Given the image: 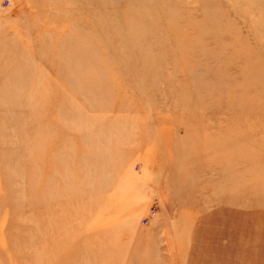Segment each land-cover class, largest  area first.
I'll use <instances>...</instances> for the list:
<instances>
[{
  "label": "rangeland",
  "instance_id": "obj_1",
  "mask_svg": "<svg viewBox=\"0 0 264 264\" xmlns=\"http://www.w3.org/2000/svg\"><path fill=\"white\" fill-rule=\"evenodd\" d=\"M4 7L0 264H264V0Z\"/></svg>",
  "mask_w": 264,
  "mask_h": 264
},
{
  "label": "built area",
  "instance_id": "obj_2",
  "mask_svg": "<svg viewBox=\"0 0 264 264\" xmlns=\"http://www.w3.org/2000/svg\"><path fill=\"white\" fill-rule=\"evenodd\" d=\"M4 1H5V0H3V1L0 2V9H2V8L4 7ZM7 1H8V0H7ZM151 214H152V213H151Z\"/></svg>",
  "mask_w": 264,
  "mask_h": 264
},
{
  "label": "bare ground",
  "instance_id": "obj_3",
  "mask_svg": "<svg viewBox=\"0 0 264 264\" xmlns=\"http://www.w3.org/2000/svg\"><path fill=\"white\" fill-rule=\"evenodd\" d=\"M8 2H9V0H8ZM5 7H3L2 9H4Z\"/></svg>",
  "mask_w": 264,
  "mask_h": 264
}]
</instances>
